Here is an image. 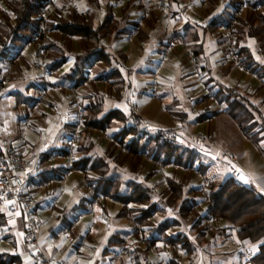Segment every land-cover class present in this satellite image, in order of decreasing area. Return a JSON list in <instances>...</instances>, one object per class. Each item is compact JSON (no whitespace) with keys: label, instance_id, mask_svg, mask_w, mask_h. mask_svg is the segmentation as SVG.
I'll use <instances>...</instances> for the list:
<instances>
[{"label":"crops","instance_id":"obj_1","mask_svg":"<svg viewBox=\"0 0 264 264\" xmlns=\"http://www.w3.org/2000/svg\"><path fill=\"white\" fill-rule=\"evenodd\" d=\"M191 4L190 0H182V6ZM127 5L131 7L132 3L129 2ZM181 7L177 9V15L171 16V24L175 30L187 38H193L196 34L195 38L198 40L196 44L202 46L199 69L205 68V71H202L203 77L209 78L212 84L238 88L242 95L247 97L250 104H252L251 101L254 102L253 106L261 104L262 102L253 100V91L250 92L254 79L257 78L249 72L239 71L232 63L224 64L223 60L227 51L225 34L220 25L214 30L208 26L212 17L215 16L220 22L223 19L227 20L230 14L220 16V12H214L211 15H206L204 20H200L193 16L185 17ZM138 19L139 16L133 22H137ZM116 20L125 19L117 18ZM144 21L145 26L137 36L130 38L131 30L124 31L125 33L121 35L123 24H119L118 30L114 31L112 36L105 41L110 53H114L116 57L119 78L124 82L125 89L122 90L121 96L116 97V88L110 85V81L104 78L94 79L95 75L91 73L87 82L77 87L82 91L81 96L84 102L87 103L91 97H100L103 114L113 109L124 111L121 105L128 112L130 108L127 106L126 100L130 93H135V90L140 95L138 101L136 100L137 96L135 97L140 116L150 120L149 117L153 118L154 113H167L173 120L168 126H173L177 122L176 119L181 118L188 130L191 126L195 127L196 124L205 123V136L213 142V145H215V141L219 144L225 135L215 132L211 128L209 119L213 115L209 114V110L201 113L200 111L181 113L184 108L179 103H175L176 99L163 105L164 98L172 100L168 96L174 90L172 87L173 77L177 78L179 75L180 82L191 83L189 76L193 68L186 63V56L180 48L167 50L168 42L171 40L170 25L163 17L147 16ZM117 35L122 37L114 39ZM76 39L73 38L71 41L73 50V46L77 42ZM52 40L53 43L60 46L59 38L50 39V41ZM78 46L80 49L78 54H80L79 42ZM242 46H247L253 53L257 49L253 39L243 42ZM165 51L168 53V60L161 70L165 73L163 78L166 83L160 86L164 90L163 95L158 96L155 95L156 91L153 92L152 80L149 78L156 72H154L153 66L157 62L156 56L161 57ZM34 53L35 46L31 44L25 48L21 57L14 60L11 58L0 60V81H3L4 88L9 90V93L0 100V152L5 153L10 148L22 151L26 144L29 146V150L22 152V157L27 163V168H31L35 162L38 163L37 170L27 182L23 194L36 202L34 212L43 221L40 246L45 253L64 264H236V255L243 243L238 240L236 233L231 231L229 223L218 220L213 221L209 227H205V225L195 227L196 220L193 221L195 216L189 215L188 219H184L178 207L164 208L157 205L156 213L150 219V224L144 225L140 229L131 213V206L125 207L121 201L103 197L93 203L92 197L95 191L94 187L89 184V180L94 176V173L88 170L85 172L74 170L70 176H64L65 167L62 164L59 165L56 159L60 156V150L65 144H62L66 125L63 122V117L60 115L53 122L49 119L45 120L49 126L52 122V124L55 123L54 125H62L64 129L51 132L49 127L45 130V138L32 123V118L35 121H39L41 117L45 119V115L39 111L41 100L36 97L37 92L41 91V83L34 78L30 68V61ZM122 56L124 61L121 59ZM255 57L260 60L257 55ZM73 60L74 56L71 55L60 69L51 74L50 79L54 86L50 91L51 96H49L52 102L46 103L50 108L56 109V103L62 94L65 99V88L69 87L66 75L73 65ZM66 71L67 73H65ZM60 72L65 74L61 75ZM107 84L111 87L110 93L101 87H96V85L107 86ZM184 89H192L191 84H184ZM155 97L158 99L154 100ZM66 105L68 109L70 102L67 103V100ZM172 106L177 111H173ZM199 108L201 105H198ZM19 114H23V117H20ZM202 118L204 120H200ZM26 123L29 125L26 126ZM122 127L123 123L114 122L107 133L119 132ZM99 137L100 134L96 131L89 133V140L85 141L88 147L86 151H89L90 155L104 157L106 149L109 147V141L107 139L103 143L101 138L99 141ZM101 137L103 139L105 135H101ZM221 146L230 151L225 147L224 141ZM117 148L111 150L114 155L119 154ZM232 154L240 157L238 163L252 177V186L264 195V151L263 158H261L263 161L261 169L256 168L254 163L247 162L243 153ZM106 162L110 166L108 179L114 180V185H116L120 196L130 195L132 192L131 183L142 181L150 169L145 157L140 159L141 172L139 174L131 172L134 162L132 157L124 159L122 165L119 164L121 161L118 163L111 157H107ZM126 170L129 171V175H122L121 172L125 173ZM173 175L176 179L183 180L189 187L195 186V181L190 182L186 176L178 177L179 175L176 173ZM154 176L156 179L158 175ZM154 178L152 177L150 180V186L156 184L153 182ZM155 188L157 193L159 189H162H157V186ZM186 195L195 196V194L189 193L188 189H186ZM126 208V215H120ZM200 212L203 213L201 206H196L194 213ZM0 214L3 215V218H0L3 221L0 224V252L18 256L19 264H36L32 249L25 236L23 217L11 218L2 207H0ZM174 221L178 224L167 227ZM136 229L140 230L138 234H134ZM179 233L188 238L187 246L170 241L171 237ZM123 249H126L125 255L122 254ZM179 250H185L188 257L180 259Z\"/></svg>","mask_w":264,"mask_h":264},{"label":"trees","instance_id":"obj_2","mask_svg":"<svg viewBox=\"0 0 264 264\" xmlns=\"http://www.w3.org/2000/svg\"><path fill=\"white\" fill-rule=\"evenodd\" d=\"M42 1L3 0L4 7L0 8L1 61L9 60L10 58L14 60L21 57L25 48L33 44V36L37 27L38 13ZM89 1L101 9V0ZM118 1L108 0L102 9L104 11L103 17L98 21L96 20L95 12L99 8L95 12H93L94 10L79 11L76 7L72 5L65 6V4L58 7L54 17L49 21L51 35L48 38L47 47L50 51L48 62V75L50 78L51 74L60 69L73 54L72 39L78 38L80 43L81 53L74 56L73 65L66 75V82L69 87H66L65 90H78L77 87L85 84L89 75L93 73L95 75L94 79L104 78L110 81V85L116 88V97L119 98L121 96L122 90L125 89L124 82L119 78L116 57L114 53H110L105 41L112 36L114 31L118 30L119 24H123L121 35L127 30L132 32L136 28L137 22H133L129 18L130 13L128 10L131 7L137 9L138 16L143 19H146L147 16L160 15L143 13L132 3L131 7L126 5L122 10V19L125 20L117 21L114 15V8ZM219 1H208L206 6L207 15L217 12V3ZM222 1L225 2V6L220 12L221 14L219 13L220 16L227 13L230 14V11L235 9L239 2V0ZM166 4L170 16L174 17L177 15V9L182 6V0H166ZM256 6H260L261 10L257 9ZM251 7L237 20L234 28V48L246 72L254 74L258 80L264 82V0H252ZM228 20L229 17L227 20L223 19L219 22L214 16L208 26L214 30L219 25L220 27L225 26ZM121 35L115 36L114 39H119L122 37ZM54 37L59 38L61 47L57 43H53V40L50 41V39H55ZM195 37L196 34L193 38H185L195 54L199 67L202 46L201 44H196L198 40ZM248 39L255 41L257 47L255 53L251 52L247 46H242V43L248 41ZM256 55L260 60H257ZM121 59L124 61L123 56ZM201 71L204 72L205 68H201ZM36 80L40 81L42 87L41 79L36 78ZM208 82L212 83L211 80H208L207 84H209ZM0 85L4 86L3 81H0ZM52 85L54 86L53 83ZM214 86H217L214 99L226 105L227 112L230 113L234 120L239 117L233 113L235 110H240L248 115L249 107H253V105L250 104L246 96L242 95L238 88H228L218 84H214ZM77 96L81 100L84 111L82 121L84 129L82 140L80 138L81 142L75 151L76 159L73 168L74 170L83 172L88 170L94 173V176L89 180V184L94 187L95 191L92 197L93 203L103 197L121 201L125 207L131 206V213L140 229L144 225L150 224V219L156 213L157 205L164 208L178 207L184 219H188L189 215L195 216L193 218V221L196 220L195 227L199 225L209 227L210 221L223 220L230 224L231 229H236L235 233L241 243L257 246L255 252H253L252 263L264 264V195L252 184L245 185L234 181L232 178H227L224 181L208 183L207 196H201L198 186L189 187L183 180L176 179L173 175L174 173L172 175H164L165 171L161 173L157 169L159 162L163 165L173 162L176 167L183 171H188L189 174H191L190 169L195 166L204 175L205 167L200 164V158L187 143L184 144L180 141L178 145H172L168 142L159 143L155 138H145L139 135L132 126L134 113L131 109L128 112L113 109L103 114V104L100 97H91L86 103L81 95L77 94ZM73 104L74 101H70L71 107ZM214 114L212 112L210 115ZM200 120H204V118ZM114 122L123 123V127L119 132L108 134L107 130L111 128ZM74 125V122L65 125V135L68 137L65 145L60 150V155L63 157L67 154L68 139L74 129ZM92 131H96L100 136L105 135L108 137L109 147L106 149L104 157L93 156L89 154V151H86L88 147L85 141L89 140V133L91 134ZM110 138L114 139V142H111ZM115 147H118L119 154L117 155H114L111 151ZM107 157H111L118 163L121 161L120 165L127 157H132L134 162L131 172L136 174L141 172L139 162L142 157L150 158L153 162L147 176L142 181L131 183V194L120 196L116 185H114V180L108 179L107 175L110 171V166L106 162ZM155 174L160 176L158 183L162 186L158 193L155 190L156 184L149 185ZM186 189H188L189 193L195 194V196L186 195ZM24 196L26 195L24 194ZM204 204L203 213H194L196 206ZM126 213L127 208L120 215H126ZM0 218H3L2 214H0ZM2 223L3 221L1 220L0 224ZM177 224L174 221L173 224H169L167 227ZM139 231V229H136L134 234H138ZM170 241L172 243H180L183 246L188 245V238L182 233L171 237ZM19 263L20 258L18 256L0 252V264Z\"/></svg>","mask_w":264,"mask_h":264},{"label":"built area","instance_id":"obj_3","mask_svg":"<svg viewBox=\"0 0 264 264\" xmlns=\"http://www.w3.org/2000/svg\"><path fill=\"white\" fill-rule=\"evenodd\" d=\"M135 4L143 13H153L162 16L170 25L169 33L171 40L168 42L167 50H173L180 48L187 58L190 60V64L193 68V73L200 77V69L193 50L190 47L189 42L183 36L172 27L171 16L166 4V0H126ZM65 4V6H74L79 11L92 10L93 6H90L89 0H43L38 13V23L33 36V45L35 46V53L30 61V67L33 72L34 78H40L42 81V87L40 96L44 97L50 93L53 88L50 76L48 75V62L50 51L47 47V41L51 35L49 30V21L54 17L59 6ZM90 6V7H89ZM252 6V0H239L235 9L230 11L228 23L221 27L227 40V51L224 56V64H234V66L241 72H246L244 69L238 54L235 51V34L234 28L237 24L238 18L244 15ZM261 10L260 6H256ZM95 10V9H94ZM97 10V9H96ZM145 26V21L142 17H139L136 28L130 33V38L137 36L140 30ZM168 60V53L165 51L160 60L155 65L157 71L161 70L163 65ZM156 71V72H157ZM253 77L256 78L254 74ZM201 78V77H200ZM262 88H264V82L260 81ZM156 87H153V92L156 91ZM68 90V89H67ZM72 94V101L74 104L72 109L76 111V121L74 122V129L69 135L68 149L66 154L67 163L69 167L65 170L64 176L68 177L74 171V161L76 159L75 151L77 148L80 134L83 132V117L84 111L82 109L81 100L76 94V91L69 89ZM9 93L4 86L0 85V100ZM127 106L133 111L134 119L132 120L133 128L139 135L145 138H155L159 143L168 142L172 145H178L180 141L185 140L186 143L193 149L195 154L200 158V164L205 166L206 171L208 169H214L217 171L219 168H223L225 174L215 175L211 177L204 175L194 166L190 169L199 180L198 190L201 196H207V185L214 181H224L227 178H232L234 181H238L239 177L243 176L247 181L245 185L253 184L252 177L238 164L237 158L227 152L224 149L214 146L210 139L203 135H192L188 133L179 124L164 128L155 127L150 120L142 117L138 113V104L136 103L133 93L128 95L126 100ZM29 123H26V126ZM82 128V130H81ZM111 142L114 139L110 138ZM29 146L24 144L23 150L18 151L15 148L8 149L5 153L0 152V207L11 217L16 218L22 216L25 224V236L29 247L32 249L34 260L36 264H64L62 261H56L49 257L43 248L40 246L41 230L43 227V221L36 215L34 208L36 202L30 197H26L23 194V190L37 170L38 163L35 162L31 168H27V163L22 157V152H27ZM176 167L173 162L169 164H159L157 169L162 173L166 169ZM166 168V169H165ZM215 175V176H214ZM244 184V183H241ZM56 203V202H55ZM212 221L209 222V226ZM232 232H236V229H231ZM122 254H126V249L122 250ZM178 256L180 259H186L188 254L185 250H179ZM253 251L244 244H241L238 253L236 255V264H253Z\"/></svg>","mask_w":264,"mask_h":264},{"label":"rangeland","instance_id":"obj_4","mask_svg":"<svg viewBox=\"0 0 264 264\" xmlns=\"http://www.w3.org/2000/svg\"><path fill=\"white\" fill-rule=\"evenodd\" d=\"M107 1L108 0H101V9L99 8V6H96L92 3H90V6L91 7L93 6L92 10L95 9L93 12H95L96 9L99 8V10H97L95 12V16H96L97 21L101 20V18L103 17L104 11H102V9H103V6L105 5V3H107ZM190 1L192 2L191 5H183L182 6L183 15L185 17L193 16V18H195V19L199 18L200 20H202V19L204 20L205 16L207 15L206 14V6L208 5L209 0H190ZM126 5H127L126 0H119L117 2L116 6L114 8V15H115L116 19L118 18L121 20L123 18V11L122 10L126 7ZM224 6H225V2L220 0L217 3V10L216 11L221 12L224 9ZM3 7H4L3 0H0V8H3ZM128 12L130 13V20H132V21H134L136 19V17L139 15L138 10L135 9L134 7H131V9L129 8ZM76 41L77 42H75V44L73 46L74 47L73 54H72L73 56L78 55L79 50H80L79 46H78L79 39L77 38ZM185 56H186V54H185ZM160 58H161L160 56L159 57L156 56V59H157L156 61L160 60ZM185 60H186V63L188 64V66H190L191 65L190 60L187 58V56L185 57ZM153 66H154V72L157 71L155 63ZM189 68L191 69V67H189ZM192 68H194V67H192ZM217 71H218V69H217ZM65 73H67V71ZM65 73L60 72L61 75L65 74ZM164 74L165 73L162 70H159V71L155 72V74H151V76L149 78L150 80H152V86L157 88L155 95H158V96L163 95L164 90L162 87L160 88V86L162 84L166 83L165 79L163 78ZM190 74L191 75L189 77H190L191 83L180 82V78L178 77L179 75L177 76V78L175 76H174L175 78L173 77L174 82L172 83V87L174 90L168 96V97H171L172 100L171 99L168 100L169 98H167V97L164 98L162 101L163 105H167L176 99L175 103H179V105H181V107L184 108V111H182L181 113L186 114V113H192L195 111H200V113H201L202 111L207 112L208 110H209L208 111L209 114H211V112H214L215 114L213 115V117L209 119V122L211 123V128L215 132H221L223 135H225V137L222 138V140H220L219 144H217V142L215 141L214 146H218V148L224 149L227 152H229L230 154H232V153H238V154L243 153L247 162L254 163L256 168L261 169L262 163H263L261 158H263L262 153L264 151V88H262V86L260 84V80L254 79V84L252 85L250 92L253 91L252 92L253 93L252 98L254 101H259V102H262L263 104L261 103L258 106L250 107L248 115H246L245 112H242L240 110H235V112H233V113H235L239 116L237 119L238 120V122H237V120H234L232 118V116L230 115L229 112H225V110L227 109L226 105L222 104V103L220 104L217 100L214 99L213 95L215 94V92L217 90V86H214V83L207 85L206 83L209 80V78H204L203 72L201 70H200V74H199L201 78L197 74H194L193 71ZM184 84H191L192 89H184ZM96 87L97 88L101 87L102 89H104L108 93L111 92V87L109 84H107V86L96 85ZM153 87H152V89H153ZM193 88H195V89L193 90ZM150 90H151V86H150ZM81 92L82 91H80V90H76V94H78V95H82ZM134 92H135L134 93L135 97L137 96L136 100L138 101L140 95H138L135 90H134ZM49 95H50V93L46 94L44 97H41L40 92H37L36 97H37V99L41 100L40 106H39V111L45 115V119H42V117H41V119L39 120L40 122H39V121H35V119L32 118L33 126L36 128V130L41 131L43 138L46 137L45 130H47L49 127H50L49 130H51V132H54L55 130H57V131L61 130L62 131V129H63L62 125H58V124L54 125L55 123L52 124L54 119L57 117H60V115L63 117V122L65 124L76 121V111L73 110L71 106L70 107L68 106V109L70 108L68 110L67 105H66V100H67V103H68V101L69 102L72 101V94L69 91V89L65 90V99H64V95L62 94V97L60 98V100L57 101L56 109L50 108V106L48 104H46L48 102H52L51 97H50L51 95L50 96ZM63 99H64V101H63ZM153 99L156 100V99H158V97L157 98L155 97ZM251 103L254 104L253 101H251ZM198 105H201V108L198 109ZM121 106H122V109L125 111V108L123 107V105H121ZM254 107H255V109H253ZM204 108H205V110H204ZM172 109H174L173 111H177V110H175L174 106H172ZM147 110H148V108L146 109V111ZM19 116L23 117V114H19ZM38 118H40V117H38ZM46 119H49L52 121V122L50 121L51 126H49L48 123L46 124V122H45ZM149 119L155 127H164V128L170 127L168 125H170V123H172L171 121H173L172 118H170L167 113L161 114L160 112H157L156 114L154 113L153 118L149 117ZM176 121L177 122L174 125H177V124L181 125L183 127V129H185L188 133H190L192 135H198V134L205 135L204 134L205 133L204 132L205 123L196 124L195 127L191 126L190 130H188L185 127L181 118H179V120L176 119ZM188 128H189V125H188ZM81 130H82V128H81ZM82 134H83V132L80 134V138L82 137ZM65 138H66V135H65ZM65 138H63L64 140H63L62 144L66 143ZM100 138H101V141H103V143H105V141L108 139L107 136H105V138L103 137V139L100 136L99 141H100ZM81 140H82V138H81ZM81 140L79 139L77 146L80 144ZM223 141L225 143V147H227L232 153L221 146L223 144ZM181 143L185 144L186 141L183 140ZM75 155H76V152H75ZM232 155H234V154H232ZM235 157L237 158V161L240 160V157H237V156H235ZM56 159H57L59 165L62 164L65 168L69 167V164L67 163V159L65 156L63 157L60 155ZM147 161H148L147 163L151 167L152 166L151 164L153 161L150 158H147ZM144 168H145V166H144ZM126 169H128V167H126ZM128 170H126L127 172L122 173L124 171L122 169L121 174L122 175L123 174L129 175ZM164 171H165L164 175H172L173 173H176V175H179L178 177H181L182 175L186 176L187 178H189L190 182L193 183L195 181V187H197L200 184L199 181L196 179L197 177L194 174H192V173L189 174L188 171H183V170L179 169L178 167H173L170 169H166ZM257 171H259V170H257ZM204 172H206L207 177H211V178H214L212 176L213 174H215V175L225 174V171L223 168H219L217 171H215L214 169H208L206 171V168H205ZM159 180H160V176H157L156 179L154 178V181H153L154 183H156L157 189L161 188L160 184L158 183ZM197 181H198V183H197ZM238 181L245 184V179L243 176L239 177ZM201 209L202 210L205 209V204L201 206ZM247 246L253 252H255L256 247H257L256 245H247Z\"/></svg>","mask_w":264,"mask_h":264},{"label":"snow or ice","instance_id":"obj_5","mask_svg":"<svg viewBox=\"0 0 264 264\" xmlns=\"http://www.w3.org/2000/svg\"><path fill=\"white\" fill-rule=\"evenodd\" d=\"M245 183H247V181L245 180Z\"/></svg>","mask_w":264,"mask_h":264}]
</instances>
